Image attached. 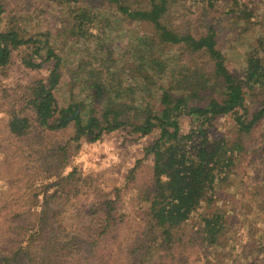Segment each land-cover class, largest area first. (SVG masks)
<instances>
[{"label":"trees","instance_id":"obj_1","mask_svg":"<svg viewBox=\"0 0 264 264\" xmlns=\"http://www.w3.org/2000/svg\"><path fill=\"white\" fill-rule=\"evenodd\" d=\"M204 1L208 9L192 17L182 0H104L109 13L101 2L54 0L65 17L39 35L23 25L30 9L0 0V72L15 58L46 72L0 99L3 171L16 175L1 180L0 264H224L238 257L225 235L229 219L248 212L264 222V195L252 192L264 187V36L244 46L238 73L228 68L221 40L226 31L242 36L258 18L264 29V14L250 2L220 11L215 0ZM60 34L87 55L62 54L52 39ZM65 78L72 90L64 100L57 89ZM220 118L232 119V134L216 132ZM119 130L158 133L145 148L153 165L134 192L133 214L119 208L121 190L107 191L70 163L83 142ZM141 164L128 183L136 184ZM259 167L255 184L243 179ZM189 223L194 234L184 232Z\"/></svg>","mask_w":264,"mask_h":264},{"label":"rangeland","instance_id":"obj_2","mask_svg":"<svg viewBox=\"0 0 264 264\" xmlns=\"http://www.w3.org/2000/svg\"><path fill=\"white\" fill-rule=\"evenodd\" d=\"M9 8L29 10V13L23 15L24 26L32 34L41 35L43 32H47L49 27L47 24H52L55 21L63 20L67 9L63 7L58 9L53 6L54 0H1ZM185 2V8L193 10L192 17H199L203 14V10H207V1L204 0H182ZM234 0H215L217 8L220 11L232 7ZM101 2L99 4L107 13L110 11V7L106 6L104 0H85L87 7H91L92 3ZM239 4L251 3V5L258 9L259 14H264V0H237ZM225 7V8H224ZM204 8V9H203ZM25 12V11H24ZM185 12V10H183ZM178 18V17H177ZM196 21V20H194ZM262 19L258 18L253 21L251 27L242 36L237 33L231 34V31H226L222 34V50L227 59V66L233 73H238L243 68L244 52L246 48L255 43L258 37L264 36V29H261L260 23ZM254 23H256L254 25ZM232 22L226 21L225 28H230ZM247 28L248 25L246 26ZM245 29V28H243ZM52 32V31H51ZM134 31L133 34H135ZM53 43L56 42L57 47L61 49L62 54H69L72 58L78 55H87V52L83 51L81 45H75L74 42L65 44L62 34L53 35ZM66 42V41H65ZM55 46V45H54ZM246 48H245V47ZM257 47V45H255ZM56 47V46H55ZM56 48V49H58ZM14 64L5 72H0V99L2 97L3 90H13L17 85L27 84L40 77L46 75V72L35 73L22 65V63L15 58ZM69 78L64 79V83L57 89V93L65 98L71 94L72 86L69 83ZM6 118L0 114V136L5 133ZM182 131L186 132L190 128V123L187 118H184L181 122ZM233 122L230 118H220L217 120L216 132L218 134H232ZM158 133H152L147 137H141L139 134L132 135L128 130H119L115 133L109 134L98 143L83 142L82 145L72 151L70 163L72 166L77 167L84 174L96 175L103 186H109L108 190L118 189L121 190L120 196H122V202L119 203V208L126 212L133 214L134 203L133 196L135 190L138 189L139 182L146 180V174L151 170L153 165V158L145 156V148L153 143L157 138ZM0 146L1 145L0 142ZM141 161V167L138 169V181L135 185L128 183L127 179L129 172L134 168L135 164ZM7 169L6 156L3 153V149H0V201H3L5 184L1 181L2 178L7 175L11 178L16 177L14 173L9 171H3ZM262 168L252 171L248 170L250 180L243 178L248 182L255 184L257 181V174L261 172ZM240 176H243V171H239ZM240 177V178H241ZM256 178V179H255ZM255 179V180H254ZM259 181V180H258ZM261 190L258 187H253L252 192H259L264 195V187L261 186ZM257 189V190H256ZM48 192H52L51 190ZM229 230H225L226 239L231 242L233 248L240 250L238 257L235 258L233 255L224 264H264V222L258 217L251 213L245 212L234 218L229 219ZM185 233L194 234L197 232L192 228V223H189L184 228ZM238 260L237 262H234Z\"/></svg>","mask_w":264,"mask_h":264}]
</instances>
